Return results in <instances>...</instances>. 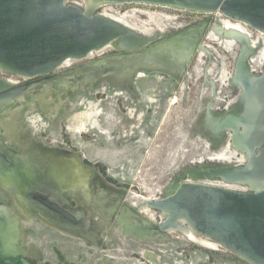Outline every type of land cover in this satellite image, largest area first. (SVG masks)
<instances>
[{
  "label": "water",
  "instance_id": "1",
  "mask_svg": "<svg viewBox=\"0 0 264 264\" xmlns=\"http://www.w3.org/2000/svg\"><path fill=\"white\" fill-rule=\"evenodd\" d=\"M139 2L188 10L206 18L197 17L191 25L170 29L138 30L94 11L104 5ZM212 13L226 18L223 35L219 36L232 39L238 46L230 84L239 95L228 109L213 108L206 103H212L216 96L213 90L200 115L201 132L207 139L228 138L230 148L243 151L246 157L237 163L224 160L201 164L198 160L180 167L158 195L144 201L156 211L157 219L127 202L121 209L130 211L134 225L143 229L134 236L146 240L153 238L150 234L163 236L170 230L189 229L249 264H264V57L259 69L252 66L251 59L262 44L252 43L242 27L264 34V0H0V71L28 78L46 76L61 65L81 61L106 47L124 54L152 52L142 61L147 63L152 55H158L154 68L166 59L186 65L199 49H207L204 37L215 22L208 18ZM176 43L188 46L186 55L173 56L171 45ZM26 85L18 86L0 76V100L7 95L14 103ZM47 169L45 161L35 154L13 151L0 140V174L9 173L12 183L7 184L25 198L32 213L36 210L33 203H40L59 217L81 221L53 200L52 191H46L44 179L57 186ZM0 187L8 190L11 199L10 204L0 203V264H39L26 258L23 247L21 216L28 213L17 206L12 187L1 183ZM123 222L113 220L124 233Z\"/></svg>",
  "mask_w": 264,
  "mask_h": 264
},
{
  "label": "rangeland",
  "instance_id": "2",
  "mask_svg": "<svg viewBox=\"0 0 264 264\" xmlns=\"http://www.w3.org/2000/svg\"><path fill=\"white\" fill-rule=\"evenodd\" d=\"M112 6L116 12L140 8L178 16L176 21L190 25L197 21L196 13L169 6L136 3ZM198 18L204 19L203 16ZM168 23L169 29L173 24ZM206 43L211 45L209 52L212 53L209 56L204 53L202 66L209 58L212 62L209 67L215 70L225 68L232 73L234 56L230 53L233 50L231 45L225 49L212 41L206 40ZM146 55L124 54L109 49L97 57L98 60L94 57L84 59L57 68L49 75L18 84H27L20 97L24 105L22 111L39 114L36 127L31 126L33 123H24L22 115L14 120L0 115V140L6 139L7 143H4L9 149L20 153L34 149L31 153H36L38 158L40 156L41 161H45L44 150L46 153H74L91 169L92 181H99L103 190V194L97 195L92 187L88 202L81 198L79 191L62 190L44 179L43 184L48 189L46 191H52L53 200L84 221L89 237L34 210L35 217L21 216L23 247L29 261L39 264H249L219 245L216 248L201 246L178 232L163 236L150 234L153 238L145 240L133 234L124 235L121 228L113 223L116 219L107 207L114 204L118 211L125 208L123 198L129 190L143 195L158 192V195L180 167L188 165L189 160L203 159L222 150V143L220 150H215L202 134H190L206 98L211 97V86L203 83L204 76L196 77L191 68L194 57L186 65L182 61L177 63L166 59V63L154 68L158 55H152L151 61L144 63L142 57ZM107 64L133 70L121 77L115 75L111 67H103ZM81 73L90 74L91 81L81 82L83 85L78 82L76 93L79 99H75L74 91L67 87L69 90L62 93L65 104L52 113L53 117H47L41 102L36 100L39 94L47 86L51 88L54 79L62 80ZM0 76L13 75L0 71ZM14 76L18 78L19 75ZM217 86L216 90H221ZM221 91L210 104L213 108H218L223 103L220 101L235 94L227 87ZM51 93L56 97L55 90ZM46 97L49 98V93ZM75 100L79 102L72 106L70 103ZM86 101H93L98 107L87 108ZM227 101H224V107L230 105L226 104ZM75 115L78 117H73ZM10 201L8 190L0 187V203L10 204ZM110 215L112 219L108 217ZM136 221H139L137 217Z\"/></svg>",
  "mask_w": 264,
  "mask_h": 264
},
{
  "label": "bare ground",
  "instance_id": "3",
  "mask_svg": "<svg viewBox=\"0 0 264 264\" xmlns=\"http://www.w3.org/2000/svg\"><path fill=\"white\" fill-rule=\"evenodd\" d=\"M136 4L148 5L149 3L139 2ZM119 5H123V4H119ZM150 5H154V4H150ZM157 6H162V5H157ZM112 7H114V6L108 5V7H107L106 5H104L101 7L100 11L102 13H104L105 15H108L114 19H117L123 23H126L129 26H131L135 29H138V30H141V29L152 30V29H154V27H159V28L165 27V28H167L168 25L170 24L168 22H171V24H174V23H176V19L178 18V16H175V15H169V14L166 15L165 13H162V12L146 11V10H143L140 8H131V9L123 10L120 12H118V11L116 12V10H114ZM163 7H167V6H163ZM216 15H217V18L215 19V22L211 25V27L208 30V33H207L205 38L209 42L212 41L215 44H217L218 46H222V48H225V49H226V47L231 45L233 50L230 51V53L232 52L233 56H235L236 50L238 47L237 43H235L232 39H229V38L224 39V38H221V36H219L220 34L223 35L224 20L226 18L223 17V15H221V14L216 13ZM218 18L219 19L223 18V19H221L222 22L220 24L216 23ZM230 22L231 23H237L240 26L243 25V24H240L239 22H236V21H230ZM183 24H184L183 21L178 22V23H176L175 27H177L179 25L183 26ZM242 27L247 32H249V37L252 40V43L261 42V44H262L261 47L259 48L258 53L256 52V54L251 59L252 66L256 69H259L261 66L262 59L264 57V34H262L260 32H254L250 28H248L247 26H242ZM206 40L204 41V44L208 46L207 49L202 47L201 49L198 50L197 58H196V61L193 65V71L195 73V76L198 78L202 74L203 75L205 74V76L207 75L209 77H214L213 75H214V72L216 71L212 67H209L208 64H207V67L205 66L203 68V66H202V64H203V56L202 55H203V53H208L209 51L207 52V50H208V48L210 49V47H211V45L209 46L206 43ZM187 47L188 46L184 45L183 43H176V44H174V46L171 45V48L173 50L172 51L173 56L175 58H177L176 54H178V53H181L182 55H186L187 54ZM109 49L111 50L112 47H106V48H101L99 50H94L90 54H88L87 57H85L84 59H89V58H93V57L97 58L101 54H104L105 51L106 50L108 51ZM146 54L151 55L152 52L145 51L142 54H140V56H144ZM75 62L76 61H71V62H69L68 65H63V66L61 65L60 67L69 66ZM213 65H214V63H213ZM101 66H102V64H101ZM103 67L104 68L105 67H111L112 70L114 71L113 73H115V75H119L121 77L127 75L126 72H128L129 70H133L131 68H123L117 64H107V65H103ZM95 70H97V69H95ZM106 70H108V69H106ZM103 71H104V69H103ZM217 71H218L217 74H215V77L217 79H215V80H216L218 86H220L222 84H226L227 81L230 80L231 73H229V71H227L225 68H223L222 70H217ZM82 73L79 75H71V76L65 77L62 80H58V79L55 80L54 79L52 86L50 85L51 88L47 86L43 90V92H41L39 94V96L36 98V100H39V102H41L43 112L45 113V115L47 117H49V118L53 117L52 113H55L56 111H58L60 108V105L65 104L64 99L62 98V93H64V91L66 89L69 90V88H71V90H73L75 93V99H79V94L76 93V91L78 89V87H77L78 82H80V84L83 85L81 82L87 83L88 81H91V79H90L91 75L90 74H82ZM130 74L131 73H129V75ZM112 76H114V75H112ZM186 76H188V73L186 74ZM6 78L12 82L19 83V79L15 76H7ZM212 80H213V78H212ZM208 83L211 84V81ZM67 87H69V88H67ZM52 90H55L56 97H52V94H53V93H51ZM219 92H220V90L217 91V93H219ZM48 93H49V98L46 97V95H48ZM217 93H216V95H217ZM44 94H46V95L42 98L41 95H44ZM50 95H51V97H50ZM238 95H239V92H238ZM238 95L237 96L235 95L236 98L230 99L229 101H227L228 103H226V104L232 105L235 102V100H237ZM9 97H11V96H7V95L1 96V99H3V100H0V115L5 119H10V120H14L19 115H22L24 117V121H25L24 123H30V124L33 123V125H31V126H35V123H37V120L39 119V114L36 112L34 113L33 111H27V112L22 111L24 105L22 102L23 101L22 98H20L21 95L19 98H16V101H18V102L15 103V105H13V103H11L12 101L11 102L9 101L10 100ZM175 98H176V96L173 99H175ZM76 102H79V101L75 100L74 103L71 102L70 104L73 106ZM85 103H86L85 105L87 106V108H91V107L97 108L98 107L95 103H93V101H86ZM230 105L226 106L225 108L228 109V107ZM98 113H99V111H98ZM73 117H78V115H75ZM1 140H3V139H1ZM229 145H231V142H230V140H228V138H226L222 142V148H221L222 150L221 151H219L218 153H210L207 156H209V158H211V159H223V160H227L231 163H237L239 160L245 159L246 154L243 151H238L236 148H233V147L230 148ZM34 148L37 149V146H35ZM32 151H34V149H32ZM28 152L29 151H27L26 154ZM47 153H49V155H47ZM47 153L45 152V150L42 152V155L45 156V164L48 168L47 169L48 174L50 175V173H51L53 180L56 181V185L59 186L60 189L65 190V191H71V192L79 191L78 193H80L81 198L84 201H88V202L91 198L90 197V190L92 187H93V189H95V192L98 193L97 195L103 194V192H102L103 190L100 186V182L99 181H95V182L92 181L93 172L91 171V169L88 166H86L85 164H82L79 161L76 154L71 153V152H69L67 154H64V153L62 154V153H58V152H47ZM39 158H40V156H39ZM198 159H202V158L198 157V158L194 159L193 161L195 162ZM33 167L35 168L34 163L32 164V168H31V171L34 172ZM33 180H35V179H33ZM9 181H11V180H9V173L4 172L3 174H0V183L6 187L10 186L13 188V186L11 184H7V183H10ZM216 182L223 183L220 180H216ZM11 183H12V181H11ZM225 185L226 186H232V187H240L241 186L240 184H236V185L225 184ZM13 190H14V193H13L12 197H14L17 206H19L22 209L24 214L27 212L28 213L27 215H33L35 217L36 215L34 213H32L33 211L31 210L32 207L29 205V203L27 201L24 200L25 198L22 197L21 195H19L15 191L14 188H13ZM157 193L146 192V194L144 193V195H143V194L137 193L136 191L129 190L127 192L125 198H123V199L128 204L135 205L137 210L142 212L144 215H147L151 218L157 219L156 211L154 209L150 208L144 202L145 199H147L149 197L152 198L153 196H156ZM33 207L39 211L40 215L47 217L53 221H56V222H58L64 226H66L69 229L78 230L80 234L89 237V232L87 230L88 227L86 226L84 221L81 220L79 222H76V221H72L66 217H63V218L59 217L58 213L50 210V208H47L45 205H42L40 203H33ZM107 209L110 213L113 214V216L115 217L114 219H116V222L124 221L123 222V228H125L124 233H126V234L128 233L130 235H132L133 233H141L142 234L143 229L139 230L134 225L133 218H132V215L130 214L131 213L130 211H126V210H122V209H120L118 211V209H116L114 204L108 206ZM39 216H37V218H41ZM177 232L181 233L182 235L189 238L191 241H193V242H195L201 246H205L208 248H216L218 246L216 243L208 240L207 238H205L203 236H200V235L194 233L193 231H190L189 229L170 230L167 233L172 235V233H177Z\"/></svg>",
  "mask_w": 264,
  "mask_h": 264
},
{
  "label": "flooded vegetation",
  "instance_id": "4",
  "mask_svg": "<svg viewBox=\"0 0 264 264\" xmlns=\"http://www.w3.org/2000/svg\"><path fill=\"white\" fill-rule=\"evenodd\" d=\"M129 9H131V8H129ZM195 17H201L200 15H195ZM206 17H204V19H205ZM208 18H210V21H214L216 18H217V15H216V13H212V14H210L209 16H208ZM178 19V18H177ZM178 22H181V21H176V23H178ZM176 23H174L171 27H175V25H176ZM184 24L183 25H189V23H185V22H183ZM195 23V22H194ZM192 24V23H191ZM179 26H182V25H179ZM171 27H169V29L171 28ZM168 28V27H167ZM204 35H206V34H204ZM206 37V36H205ZM204 37V41L206 40V38ZM205 45V44H204ZM197 53L198 52H196L195 54H194V63H195V61H196V58H197ZM209 53H212V52H208L207 53V55L209 56L210 54ZM206 54V53H205ZM202 56H204V53H203V55ZM213 59H215V58H213ZM212 63V62H211ZM210 63V59L208 58L207 59V61H206V63H205V65H204V67L205 66H207V64L208 65H210L211 64ZM203 67V68H204ZM192 69H193V66L191 67ZM217 70H218V68H217ZM215 71L214 72V77H209V76H205V74L203 75H201V76H204L203 78V83L204 84H206V85H210L211 86V96H212V94H213V90L217 93V91H218V88H217V90H216V85H217V82H216V80L215 79H217L216 77H215V74H217V72L218 71ZM14 76V75H13ZM212 78H213V80H212ZM18 79H19V83L18 84H21L22 82H24V81H26V82H28L29 80H32V78H26V79H23L22 77H19L18 76ZM33 81V80H32ZM31 81V82H32ZM207 81V82H206ZM211 81V84L210 83H208V82H210ZM218 87V86H217ZM220 88H221V90L223 91V89L225 88V87H227V88H229L231 91H233L235 94H234V96L237 94V90H235L233 87H232V85L230 84V82H228L227 81V84H222V85H220L219 86ZM220 90V91H221ZM221 91V92H222ZM234 96H230V98H228L229 96H226V98H228V99H231V98H233ZM209 98H206V100H205V102L208 100ZM214 99H216V98H214ZM228 99H223L222 101H220V102H223L224 103V101H227ZM223 103L221 104V105H219V108H223L224 107V105H223ZM205 104V103H204ZM211 104V103H210ZM203 108H204V106H203ZM202 108V109H203ZM225 108V107H224ZM202 109L200 110V112H199V114H198V116L196 117V119L194 120V124H193V126H192V128H191V132H190V134H196V133H199L200 135L202 134V132H201V129H202V126H201V117H200V115H201V113H202ZM56 113V112H55ZM54 116V115H53ZM188 134V133H187ZM191 135V136H192ZM203 137H205L204 135H203ZM210 140V144H211V148H214L215 150H219L220 149V144L223 142V141H221V140H216V139H209ZM3 142H6L7 143V140L6 139H3ZM24 150H26L27 151V149H24ZM28 150H29V148H28ZM226 150V149H225ZM30 152V151H29ZM205 158V159H204ZM203 159H198V160H200V163L201 164H205V163H213V164H217V163H219V162H221V161H224L223 159H211V158H209V156H205ZM198 160H196V161H198ZM191 161H193L192 159L191 160H189L188 161V164L191 162Z\"/></svg>",
  "mask_w": 264,
  "mask_h": 264
}]
</instances>
